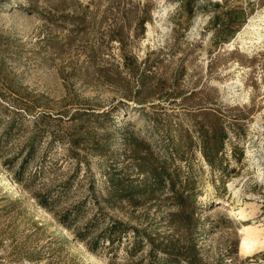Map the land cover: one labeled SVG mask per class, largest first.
<instances>
[{"label": "rangeland", "instance_id": "1", "mask_svg": "<svg viewBox=\"0 0 264 264\" xmlns=\"http://www.w3.org/2000/svg\"><path fill=\"white\" fill-rule=\"evenodd\" d=\"M263 16L0 0V264H264V40L246 28Z\"/></svg>", "mask_w": 264, "mask_h": 264}, {"label": "bare ground", "instance_id": "2", "mask_svg": "<svg viewBox=\"0 0 264 264\" xmlns=\"http://www.w3.org/2000/svg\"><path fill=\"white\" fill-rule=\"evenodd\" d=\"M260 17V16H259ZM264 17V16H263ZM260 20V19H259ZM257 21V19H254V20H252V22H250V23H248V25H247V27L246 28H249V29H252V31H253V39H254V36L256 35L255 33H257L258 34V38L259 39H261V40H264V33H262V26L259 28L258 26H260V25H258V23L256 22ZM264 27V26H263ZM248 30V29H247ZM251 32V31H250ZM242 36V35H241ZM255 39L257 40V38L255 37ZM259 39L257 40V41H259ZM251 40V39H250ZM252 41V40H251ZM256 41V42H257ZM255 42V43H256ZM252 43H253V41H252ZM263 43V42H262ZM230 87H231V92L233 93V94H236L237 96H239V99L240 100H242V99H246V98H248V91H246L245 90V88H244V84H243V82H242V80H241V78L239 77V78H237V80H236V84L235 85H233V86H231L230 85ZM236 88H238L239 89V91H238V89H236ZM241 89V90H240ZM234 90V91H233ZM258 118V117H257ZM258 121H259V118L256 120V122L254 123V124H252V130H254V131H256V130H258L259 128H258V126H260V124L258 123ZM251 138H252V140H251V142H249V145H251V146H254L255 145V143H254V141L256 142L257 141V139H258V135L256 136V133H254L252 136H251ZM264 139H262V140H260V145H257L256 147H254L253 149L250 147L249 148V150H250V154H252V155H254V157H257V159H256V162L258 163V164H260L261 165V168H260V166H259V168L260 169H262L263 167H264V157H262L263 155H260V156H257L258 154L257 153H255L256 151H261L263 154H264ZM255 154H256V156H255ZM262 157V158H261ZM258 167V166H257ZM5 174V177H7V173H4ZM260 176V175H259ZM264 177V176H263ZM261 178H262V176H261ZM262 180V179H261ZM264 180V179H263ZM6 186L7 187H12V188H15V190H16V193H15V195H20V194H22V190H21V188L20 187H18V186H15V183L12 181V179H11V177H9L8 178V182H7V184H6ZM241 192V189H240V187H236V189H235V191H234V193L235 194H238V193H240ZM206 201H215L216 199H214V198H210V199H205ZM39 207V206H38ZM37 209H39V208H37ZM218 209L219 210H227L228 208L224 205V204H219V207H218ZM44 212H43V215L45 216V217H47V218H49V215L48 214H46L45 213V210H43ZM231 211H233L232 209H231ZM55 223V222H54ZM61 228L63 227V226H60ZM253 227V226H252ZM245 228H246V231H247V233H248V236L247 237H243V239H242V241H241V243H240V249H241V251L242 252H246V250L251 246V245H249V242L251 241V240H253V237L255 236H253V232H254V229H256V227H254V228H250V225H248V226H245ZM64 232H65V235L67 234V229H64ZM69 236V235H68ZM252 242V241H251ZM79 248H82V247H80V245H79ZM85 254L87 255V257L90 259V260H93V261H96V259H95V257L91 254V253H89V252H85ZM97 264V263H96Z\"/></svg>", "mask_w": 264, "mask_h": 264}]
</instances>
